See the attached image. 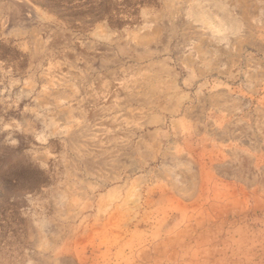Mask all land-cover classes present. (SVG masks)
Segmentation results:
<instances>
[{
    "label": "rangeland",
    "instance_id": "rangeland-1",
    "mask_svg": "<svg viewBox=\"0 0 264 264\" xmlns=\"http://www.w3.org/2000/svg\"><path fill=\"white\" fill-rule=\"evenodd\" d=\"M169 1L0 0V264H264V0Z\"/></svg>",
    "mask_w": 264,
    "mask_h": 264
},
{
    "label": "crops",
    "instance_id": "crops-1",
    "mask_svg": "<svg viewBox=\"0 0 264 264\" xmlns=\"http://www.w3.org/2000/svg\"><path fill=\"white\" fill-rule=\"evenodd\" d=\"M181 0H170L169 2H166L167 4H171V3H173L174 2V4H176V3H179ZM207 0H191V1H189L190 3L188 4V7H187V12H188V10L190 11V10H194V9H196V8H198V7H200V6H206V5H209L208 4V2H206ZM214 2H212V4H213ZM205 106H207V104H200V106H199V109H204V108H206ZM213 106V105H212ZM221 106V105H220ZM230 106V105H229ZM214 107V106H213ZM235 109V108H234ZM211 112L208 114H205V112H202L201 114H199L200 115V118L201 119H204L205 117H208V118H210V119H214L213 118V116H211ZM213 115V114H212ZM186 120H188V121H190L189 120V118H188V116H185L184 117ZM191 122V121H190ZM192 124V123H191ZM193 126H194V124H193ZM194 131H195V129H193ZM193 131V132H194ZM193 132L191 131V134L190 135H192L193 134ZM225 143H228V142H225ZM245 149V148H244ZM244 149H243V151H244Z\"/></svg>",
    "mask_w": 264,
    "mask_h": 264
},
{
    "label": "bare ground",
    "instance_id": "bare-ground-1",
    "mask_svg": "<svg viewBox=\"0 0 264 264\" xmlns=\"http://www.w3.org/2000/svg\"><path fill=\"white\" fill-rule=\"evenodd\" d=\"M223 25H224V24H223ZM218 28H219V27H218ZM210 29H211V28H210ZM212 29H213V28H212ZM214 35H215V34H214ZM218 37H219V36H218ZM208 38H209V37H208ZM209 99H210V98H209ZM256 112H257V111H256ZM256 112H255V113H256Z\"/></svg>",
    "mask_w": 264,
    "mask_h": 264
}]
</instances>
